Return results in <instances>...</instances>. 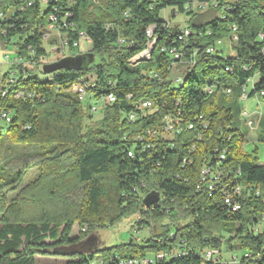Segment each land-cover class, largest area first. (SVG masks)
Listing matches in <instances>:
<instances>
[{"label":"trees","instance_id":"1","mask_svg":"<svg viewBox=\"0 0 264 264\" xmlns=\"http://www.w3.org/2000/svg\"><path fill=\"white\" fill-rule=\"evenodd\" d=\"M192 2L0 0L6 16L0 44L3 49L14 47L32 66L21 67L20 78L5 90V97L0 93V264H37V256L66 264H91L99 256L104 264H120L151 254L154 264H215L203 252L223 245L239 247L241 256L232 255L238 264H264V234L256 232L264 219L262 199L244 197L242 210L231 213L218 192L225 190L223 184L228 186V177L221 178L214 193L198 190L207 159L215 161L216 151L227 149L224 168L230 180L264 191V165L258 163L257 149L244 151L248 129L240 101L244 89L249 99L264 92V0H233L226 19L218 18L213 8L196 13L189 8ZM168 9L190 17L195 36L187 43L178 41V28L164 27L163 11ZM52 15L71 45L81 34L89 39L91 54L78 56L89 55L90 65L53 74L40 70L48 55L42 33ZM152 25L158 27L154 38L160 34V40L150 60L132 66V58L148 49L146 31ZM234 26L235 55L206 54L219 40H229ZM120 37L128 42L122 48L116 46ZM163 47L183 48L185 60L199 51L186 67L173 64L161 52ZM176 67L184 72L174 74ZM179 76L177 85L172 80ZM76 82L78 87L87 85L96 100L113 94L116 102L93 114L71 92ZM206 85L229 88L232 95H206ZM21 91L33 99L16 98ZM144 101L154 103V109L139 112L137 104ZM3 112L11 114L9 124L1 118ZM166 115L179 116L183 125L203 119L208 128L184 127L167 138L162 131ZM263 126L264 117L260 136ZM157 127L158 135L139 142V135ZM187 156L192 163L183 166ZM151 193H158L160 202L146 207ZM131 217H136L139 230L153 233L144 244L130 239L98 248L93 242L98 231ZM158 223H163L161 230L154 232ZM224 234L229 236L226 241ZM161 252L163 258L158 257Z\"/></svg>","mask_w":264,"mask_h":264},{"label":"built area","instance_id":"2","mask_svg":"<svg viewBox=\"0 0 264 264\" xmlns=\"http://www.w3.org/2000/svg\"><path fill=\"white\" fill-rule=\"evenodd\" d=\"M45 2V1H44ZM94 3L98 4L99 0H93ZM233 0H215V4H210L209 7H202V2L198 0H193L192 4L189 6H199V13H206L210 9H216L218 10V18H227V9L228 8H233L232 7ZM29 6H32V3H30ZM25 8H22L21 10H24ZM169 10V9H168ZM165 11H163V18L165 21L164 27L166 28H178V41L181 43H187V41L190 38H193L195 36V32H193L190 28L189 25V19L190 17L186 14H182L186 16L188 19L187 24L185 27H172L170 22L171 19H168L165 16ZM125 17L129 16V12L124 13ZM174 16V15H173ZM6 16L0 12V29L2 28V23L5 21ZM51 22L45 31L42 33V39L44 41V44L47 42H55V46H58V49L61 52V57L57 59L56 61L53 62H46L48 55L46 57H43L42 60L40 61L39 68L40 70H43L44 66L50 65L53 63H56L60 60H63L65 58H68L66 53V48H70V57H76L79 55V43L82 39L84 40H89L87 39L84 35L81 34V40L78 42H73L72 45L70 43V39L67 37V35L62 34L61 30L56 25V20L54 15H52V18L49 19ZM152 28H158L155 25L149 26L146 31V36L147 39H149V33ZM232 35L230 38V41L233 42V44L238 42V36H237V28L234 26L232 28ZM3 33L6 31L3 29ZM53 33L56 35L55 39L51 40ZM159 40H160V34H159ZM159 40H156V45L158 44ZM49 42V44H51ZM128 44L126 38L120 37L118 38L116 42V46L118 48H122V46ZM223 45V40H219L214 46H211L206 49V54L210 56H217L221 53L220 48ZM46 46V44H45ZM52 46V45H51ZM11 49L13 52V57H11L8 53L7 50ZM47 49V48H46ZM3 50H5L3 54V63L6 65L8 68L7 71L4 73H0V93L2 96L5 97V90H9L10 82L13 80L19 79V73L21 70V67H32L29 66L27 62L24 61L23 58L17 55L16 49L14 47H6ZM199 49L194 50L193 53L189 54L190 60H185V52L184 49L179 47H173L171 49H167L166 47L161 48V52L167 54L171 59H173V64L179 63L180 65L186 66V67H191L192 62H194V59L196 58L198 54ZM63 54V55H62ZM142 54H149L148 50L145 49L144 52L141 54L135 56L132 58L130 64L132 66H137L140 63V56ZM151 77H157V75L151 74ZM181 76L178 78L172 80H180ZM71 92L78 98L80 103L84 106L90 107L91 113L93 114H99L106 106H111L116 102V97L113 94H109L102 98L101 100H96L92 93L89 91V87L85 85V87H78V82L72 85ZM217 92H220L226 96L232 95V90L229 88H221L219 89L216 85H206L204 89V93L209 96H213ZM246 95H249V93L246 90ZM16 98H29L33 99L32 94H26L24 91H21L18 96H15ZM257 99L258 101L264 100V92H261L260 94H257V96L254 98ZM262 99V100H261ZM154 109V103L153 104H137V110L139 112H150ZM254 115L257 116L258 119L261 120L262 114L261 113H254L253 115L249 114L248 112L242 113V119L245 122L246 128L250 133L256 132L259 129V122L256 120L257 118L254 119ZM165 118L168 119V128H167V138H171L176 134L182 133L184 130V127L189 130H195L198 125H202L203 129L208 128V123L205 122L203 119H197L196 123L194 122H188L187 124L183 125L181 124V119L178 117H173L172 115H166L164 116ZM1 118L5 121L6 124H9L11 122V114L3 112L1 114ZM136 119L135 115L130 116V121H134ZM156 133H158V127L155 128V131L148 132L147 135H139L138 139L139 142H145L146 139L152 140L153 136H156ZM201 139V135L198 134L197 140ZM195 151V148L193 147L190 150V153H193ZM216 156H215V161H212V158L209 160L207 159V174L204 175L203 179H201V182L198 186V190L201 191L202 189H207L209 192V184L212 182L221 179V177H228V188L225 189V191H218L221 192L223 197H224V203L226 206L229 208L231 213H239L242 210V199L245 198H250V197H256V198H261L262 201L264 202V191L259 188L256 184H246V183H240L237 180L233 181L230 180L228 173L226 172L224 168V164L228 159V150H217L216 151ZM132 154H130L131 156ZM190 157H185L183 159V166H186L188 164H191L192 161L189 159ZM264 234V219L261 222V225L259 228L256 230V232ZM223 250L222 249H215V248H210L208 250H205L203 252V256L205 260L213 263H227L225 260H223ZM159 258H163L164 254L161 252L158 256ZM247 257V255H246ZM231 264H238L239 259L236 256H232V261H230ZM99 264H104L103 261H101ZM120 264H154L153 259L147 258H135L132 260H124L120 261Z\"/></svg>","mask_w":264,"mask_h":264},{"label":"rangeland","instance_id":"3","mask_svg":"<svg viewBox=\"0 0 264 264\" xmlns=\"http://www.w3.org/2000/svg\"><path fill=\"white\" fill-rule=\"evenodd\" d=\"M192 11L198 13L199 9L192 8ZM199 14H203V13H199ZM165 16L168 19H171L170 24L172 27H177V26L178 27H185L187 24V21H188L186 16H184L178 12H175L174 10H171V9L166 10ZM54 34L55 33H53L51 40L55 39L56 35H54ZM49 42L45 43L46 48H47V52H48V58H47L46 62H53V61H56L57 59H59L61 57L60 56L61 52H58V51H60L58 49V46H55V47L51 46L49 44ZM219 48H220V51L223 53L222 56L224 58L233 57L235 55V53L233 51V42H231L230 39L229 40H223V45ZM2 51L3 52L1 55L3 56L5 50H2ZM69 51H70V48H66V52H65L66 54L65 55H67L68 57H70L72 54ZM79 52H80V54H91V44H90L89 40L86 41V40L82 39L80 41ZM7 53L11 57H13V52L11 51V49L7 50ZM141 60H148V58H141ZM4 66H6V65H4ZM7 69L8 68L6 67V70L4 71V69L2 68V71H4V73H5L7 71ZM183 72H184L183 68L179 69L176 67L174 74H178V73L182 74ZM174 82L177 83V80H175ZM241 102L242 103L248 102L250 104V106H252V107L254 106V104L256 105V103L254 101H252L251 99H248L245 102L244 101H241ZM256 109L258 111L255 113H261L262 119H263V117H264V103L262 105H258V107H256ZM241 128H242L243 133L246 134L247 131H246V128L244 126V123H243V126ZM263 128H264V126H263ZM261 133H262V130H257L256 132H253V133H250L248 131V135L245 139L244 151L247 153H251L255 149H257L258 163H259V165H264V134H263V136H260ZM34 177H35V172H32L30 175V178H34ZM135 218L136 217H131L129 219L123 220L116 227L103 229V230L98 231L97 235H96V246H98V248H104V247L110 248V247H114V246H118V245H121L123 243H126L130 239L135 240L137 243H139L141 245L144 244L148 240V238L151 237V235L153 233L148 228L139 230L137 228V226H135ZM163 222L168 223V224L172 223V221H169V220H164ZM183 222L184 221H182V223ZM162 224L163 223H158V224L154 225V232H158V231L160 232ZM78 234H79V228L76 226L73 230V235L77 236ZM228 237L229 236L227 234H224L222 239L226 241V239H228ZM222 250L224 253L223 260H225L229 264H231L230 261H232V255L233 254L237 253V255L239 257L241 256V252H237V251H239V247H235V249L232 250L230 247L223 245ZM148 257L154 258V255L151 254L149 256H146V259ZM40 259H43V261H40ZM101 261H103V260L99 256H97V258L91 264H99ZM37 264H66V262L62 259H58V258H54V257L38 256Z\"/></svg>","mask_w":264,"mask_h":264},{"label":"water","instance_id":"4","mask_svg":"<svg viewBox=\"0 0 264 264\" xmlns=\"http://www.w3.org/2000/svg\"><path fill=\"white\" fill-rule=\"evenodd\" d=\"M91 63L92 61L89 55L68 57L56 63L44 66L43 72L45 74H53L62 70H80L81 68L86 67ZM159 202L160 195L158 193H151L144 200V204L146 207L156 206ZM92 240L94 243H96V237H94Z\"/></svg>","mask_w":264,"mask_h":264},{"label":"bare ground","instance_id":"5","mask_svg":"<svg viewBox=\"0 0 264 264\" xmlns=\"http://www.w3.org/2000/svg\"><path fill=\"white\" fill-rule=\"evenodd\" d=\"M210 4H215V0H210L209 2L202 3V7H209ZM192 8L199 9V6L190 7L191 10H192ZM155 34H156V28H152L150 33H149V43H148V49H147L149 54H142V56H140V62L142 61L141 58H148V60H150L151 53L154 52V50L157 46L156 40H159L158 36L154 38ZM15 82H16V80H13L12 82H10V86L14 85ZM180 82H181L180 80H177V83H175V82L174 83L178 85ZM19 93H21V92H19ZM19 93L17 94V96L19 95ZM248 98H249V96L246 95V89H244L240 99L244 101ZM142 104H152V102L151 101H144ZM167 128H168V119L165 118L162 122V131L166 135H167ZM151 131H155V129L149 130L148 132H151ZM158 134L159 133H156V135H158ZM206 174H207V165L202 169V175H201L202 178L201 179H203L204 175H206ZM221 181L222 180L219 179V180H216V181L212 182L211 184H209V191L214 193V191L217 189L218 186L221 187V185H222ZM227 187H228L227 185L223 184L224 189H227Z\"/></svg>","mask_w":264,"mask_h":264},{"label":"crops","instance_id":"6","mask_svg":"<svg viewBox=\"0 0 264 264\" xmlns=\"http://www.w3.org/2000/svg\"><path fill=\"white\" fill-rule=\"evenodd\" d=\"M3 48L0 44V73H3L5 70H6V66H4V63H3V56L1 55L2 54V51ZM4 66V67H3ZM2 68L4 69V71H2ZM249 99V98H248ZM248 99L244 100L247 101ZM252 101H254L256 103V105L254 104V106H250V104L247 102V103H244V112H248L249 114L253 115L255 112H257L258 110L256 109V107H258V105H262L264 102L263 101H258L257 99H251ZM240 101H243L240 99ZM254 118H257L256 115H254ZM258 122L260 121V119H256ZM38 259V256L36 257V260ZM40 261H43V259H40Z\"/></svg>","mask_w":264,"mask_h":264}]
</instances>
